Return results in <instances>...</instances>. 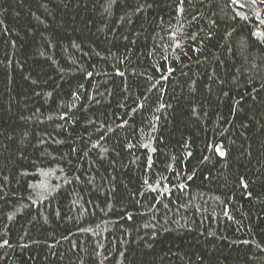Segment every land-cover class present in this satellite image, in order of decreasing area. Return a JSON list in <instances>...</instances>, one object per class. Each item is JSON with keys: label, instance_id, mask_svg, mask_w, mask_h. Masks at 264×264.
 Here are the masks:
<instances>
[{"label": "trees", "instance_id": "obj_1", "mask_svg": "<svg viewBox=\"0 0 264 264\" xmlns=\"http://www.w3.org/2000/svg\"><path fill=\"white\" fill-rule=\"evenodd\" d=\"M0 264H264V0H0Z\"/></svg>", "mask_w": 264, "mask_h": 264}]
</instances>
